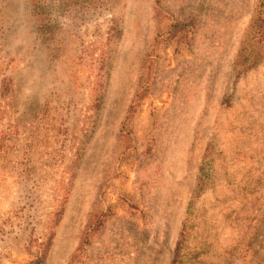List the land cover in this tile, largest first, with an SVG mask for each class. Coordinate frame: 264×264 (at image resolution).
<instances>
[{"label": "rangeland", "instance_id": "rangeland-1", "mask_svg": "<svg viewBox=\"0 0 264 264\" xmlns=\"http://www.w3.org/2000/svg\"><path fill=\"white\" fill-rule=\"evenodd\" d=\"M257 3L0 0V264H264Z\"/></svg>", "mask_w": 264, "mask_h": 264}, {"label": "trees", "instance_id": "trees-1", "mask_svg": "<svg viewBox=\"0 0 264 264\" xmlns=\"http://www.w3.org/2000/svg\"><path fill=\"white\" fill-rule=\"evenodd\" d=\"M172 27H174V29H179V32H183L184 36H187V33L185 31V24L174 23ZM246 52L247 53L244 56V59H247L248 53H256L254 59L251 61V65H254V63L258 62V60L264 57V0H258L256 12L250 25V40ZM177 251H179V246L177 248ZM43 257L41 259H37L35 262H33V264H42V260L44 259ZM177 257L178 252H176V254L174 255L171 264H174V262H176Z\"/></svg>", "mask_w": 264, "mask_h": 264}]
</instances>
